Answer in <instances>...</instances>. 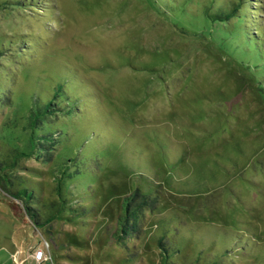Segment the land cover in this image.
Here are the masks:
<instances>
[{"label": "rangeland", "instance_id": "1", "mask_svg": "<svg viewBox=\"0 0 264 264\" xmlns=\"http://www.w3.org/2000/svg\"><path fill=\"white\" fill-rule=\"evenodd\" d=\"M47 1L0 9V42L24 49L0 57V78L19 75L12 107H0V161L15 163L0 173V264H33L36 250L43 264H165L159 241L168 264H264V91L250 62L254 50L264 57V26L252 20L264 24V0L231 39L191 0ZM58 69L78 73L76 107L97 116L62 130L51 164L16 160L10 151L38 153L22 128L33 95L50 85L36 84L33 70ZM90 126L109 136L94 140ZM92 149L94 166L75 159ZM21 185L45 224L34 226L5 192ZM135 189L155 193L158 209L121 247L113 235Z\"/></svg>", "mask_w": 264, "mask_h": 264}, {"label": "trees", "instance_id": "2", "mask_svg": "<svg viewBox=\"0 0 264 264\" xmlns=\"http://www.w3.org/2000/svg\"><path fill=\"white\" fill-rule=\"evenodd\" d=\"M42 2L48 3L47 0H0V9L28 8L29 10H33L34 8L37 9V7L42 8L41 6L39 7V5L42 4ZM252 2L255 1L254 0H191V4L192 3L196 5L199 4L200 8L201 5H204L203 6L204 10L202 11L204 21L205 22L208 21L209 23L215 24L214 25L215 27L218 25L216 28L218 32L221 34V36L222 37L224 36V38H229V39H231L234 36L238 24L240 25L244 23L246 25L249 16L254 15L252 14V11H254L255 9L253 10L250 9ZM254 7L257 8L256 6ZM249 10H252L251 13L249 12ZM195 12L196 10L193 11L191 14ZM191 14L190 16H192ZM252 20L257 21L259 24L264 26V24L261 23V19L258 20L256 18H252ZM253 25L258 26V24H255V22H253ZM244 34L245 32L243 34L241 33L240 36L238 37L239 42L242 41ZM250 35L257 39L260 34H258L257 30L253 28L252 34L248 33V36ZM25 43H26L25 46H28V48H30V54H32L31 42L25 41ZM13 48L15 50H18L19 53H22L24 50L22 49L21 45L15 43L14 39L13 41H1L0 57L5 56V52L7 53V55L12 56L14 52ZM256 52L257 51L254 50L255 58L251 59L250 62L251 65H253V69L256 70L255 76H259L261 77V79H263L260 82L257 80L258 89L260 91H264V64H263L264 57L261 56L258 57L259 58L258 59L256 56ZM32 61L34 62L38 61L37 57H34ZM27 65L28 63L26 64V66ZM51 73H53L52 76L37 75L33 70L32 79L35 81L36 84L41 81L44 82L49 81L47 84L50 85L49 88L46 89H43L44 87L43 85L40 86L39 89L42 91V93L36 94V96L33 95L31 106L29 109L28 122L22 128L24 134L25 135L27 134V142H29V144L31 145V150L37 149L38 153L26 152L25 150L20 151L19 149L10 151L11 155L16 160L19 155H22L24 157H34L36 159H40L42 156H46L45 163L51 164L54 151L56 150V144H57L56 137L60 136L59 134H61L62 130H64L66 134H70L73 131H75L74 129H72V125H78V121H77L78 116L79 119L81 118L82 120L85 118L94 119L97 116L94 114V116L84 117V114L86 113L81 110L82 107L81 106L76 107L77 100L78 101L84 100V93H85V87L83 86L84 85L83 82L79 83V81H73L74 79L77 80L78 78H80L78 76V73L75 72L74 74L72 71L67 73L59 69L53 71L51 70ZM73 76H75V78ZM18 78L19 75H15V76L5 75L4 77L0 78L1 108L7 109L12 107L13 105L12 95L15 93V89L17 85H19V83L17 82ZM50 89L51 91L47 92V90ZM31 91L33 90L31 89ZM52 91H54V93L51 96L50 93ZM61 116L64 117L63 121L59 120ZM88 130L89 131L87 132V135H89V132L90 133L92 132L91 133L92 138L96 141L97 140L99 141V138L98 136L96 137V134L104 135L105 137L109 136L107 133L108 130L107 132L103 130L100 133V130L96 128L92 129L91 126L90 128H88ZM85 139L89 141L88 136H86ZM42 140H44L43 143ZM100 141L104 142L103 144H107L105 140H100ZM23 148L25 149L24 145ZM18 151H20V153ZM98 153H100L98 152V150H93V149L87 152L84 151V153H82V156L76 155L75 159L84 166L86 165L94 166L95 161H98L99 159H94L93 161H91V159L89 158H91L92 155ZM15 159L14 161H16ZM68 160L72 161V159H68ZM14 164H15L14 162L9 164L8 162L0 161V173L5 172V170L9 168H14L13 167ZM137 165L140 166V163ZM147 166L148 168L151 167L148 164ZM140 167H142V165ZM150 169L152 170V172H154L153 167H151ZM91 171L93 173H96L97 174L96 176L98 178L100 177L101 174H99L98 170H91ZM76 174H79V171H77ZM71 176L72 175H70L69 177ZM2 182L6 183L7 181L3 180ZM8 183L10 184V182ZM21 186L23 187L17 189L16 191H10V190H6V191L4 190V191L7 192V194L11 195L12 199L20 202L24 214L29 218V220L32 222L34 226L45 224L47 220L42 221L41 216H39L38 210L32 207L33 204L32 201L35 200V195L32 193V191L28 190L26 186L25 187L24 185ZM59 186L60 185L58 183L56 185V189H57L56 192L58 193V195L60 194ZM122 208H123V212L120 216H118L117 227L115 229L113 237L115 243L118 246L125 247L126 242L128 240H134L140 237L141 233L143 232L141 221L144 218L145 214L146 213L153 214L154 212L157 211L158 209L157 195L151 192L144 193L141 192L139 189H135L133 192L123 197ZM230 241L232 243L233 240ZM158 244L160 249L162 250V258H163L162 261L163 263L168 264L169 262L168 260L170 259L168 254L169 251L163 245L164 243L162 241H159ZM239 245L240 244H238V246ZM213 256H216V253Z\"/></svg>", "mask_w": 264, "mask_h": 264}, {"label": "built area", "instance_id": "3", "mask_svg": "<svg viewBox=\"0 0 264 264\" xmlns=\"http://www.w3.org/2000/svg\"><path fill=\"white\" fill-rule=\"evenodd\" d=\"M32 258L37 263H42L47 261L46 254H44L42 250L33 251Z\"/></svg>", "mask_w": 264, "mask_h": 264}, {"label": "crops", "instance_id": "4", "mask_svg": "<svg viewBox=\"0 0 264 264\" xmlns=\"http://www.w3.org/2000/svg\"><path fill=\"white\" fill-rule=\"evenodd\" d=\"M24 262H27V260L24 258V260H23ZM31 261L33 262V264H38L37 262H35L34 260H33V258L31 259ZM28 264H32V263H28ZM40 264H43V262L42 263H40Z\"/></svg>", "mask_w": 264, "mask_h": 264}]
</instances>
